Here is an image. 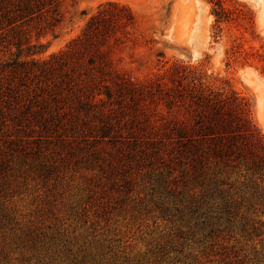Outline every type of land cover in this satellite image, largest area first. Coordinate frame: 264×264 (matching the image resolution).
I'll return each mask as SVG.
<instances>
[{"label": "rangeland", "instance_id": "obj_1", "mask_svg": "<svg viewBox=\"0 0 264 264\" xmlns=\"http://www.w3.org/2000/svg\"><path fill=\"white\" fill-rule=\"evenodd\" d=\"M51 3L1 38L0 72L66 49L105 6L92 37L102 57L67 64L105 116L68 142L14 133L5 118L0 264H264V147L251 167L184 148L206 146L198 97L237 96L264 135V0Z\"/></svg>", "mask_w": 264, "mask_h": 264}, {"label": "trees", "instance_id": "obj_2", "mask_svg": "<svg viewBox=\"0 0 264 264\" xmlns=\"http://www.w3.org/2000/svg\"><path fill=\"white\" fill-rule=\"evenodd\" d=\"M49 5H52L51 0H0V40L9 32L21 34L24 24ZM110 5L125 10L128 19L131 18L125 6ZM104 7L90 17L81 35L66 49L41 61L15 60L8 74L0 72V127L8 117L14 133L37 136L39 140L55 138L58 142H68L69 138L88 129L92 118L105 116L103 110H93L92 85L67 66L71 58L81 59L88 52L94 57H102V53L94 49L92 37L99 31V23L105 21L101 15ZM18 39L17 47L21 45V36ZM93 62L89 60L90 64ZM97 69L100 73L106 71L101 64ZM87 75L91 77L89 71ZM72 85L76 87L72 89ZM63 90H66L65 94H62ZM105 93L109 96V87ZM11 102L16 103L18 109L6 115L4 109H9ZM194 103L197 117L193 131L200 133L206 146L193 145L189 141L184 148L196 154L200 163L208 162L212 156L223 163L236 161L250 167L263 163L262 156L256 154L258 150L253 146L264 147V135L254 137L245 104L237 96L198 97ZM101 133L102 137L106 136L108 128H103ZM179 133L185 137L188 130L179 128Z\"/></svg>", "mask_w": 264, "mask_h": 264}]
</instances>
